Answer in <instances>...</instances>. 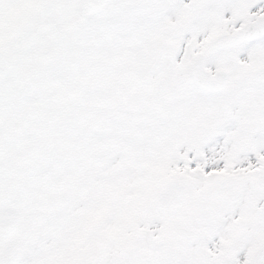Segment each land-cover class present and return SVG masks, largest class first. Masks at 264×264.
<instances>
[{"label":"snow or ice","instance_id":"1","mask_svg":"<svg viewBox=\"0 0 264 264\" xmlns=\"http://www.w3.org/2000/svg\"><path fill=\"white\" fill-rule=\"evenodd\" d=\"M0 264H264V0H0Z\"/></svg>","mask_w":264,"mask_h":264}]
</instances>
